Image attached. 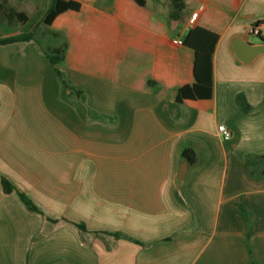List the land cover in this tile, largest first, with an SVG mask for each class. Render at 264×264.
I'll use <instances>...</instances> for the list:
<instances>
[{"label":"crops","instance_id":"0c3cea01","mask_svg":"<svg viewBox=\"0 0 264 264\" xmlns=\"http://www.w3.org/2000/svg\"><path fill=\"white\" fill-rule=\"evenodd\" d=\"M73 1L61 76L35 35L0 44V264H264V0ZM199 6L213 93L178 103Z\"/></svg>","mask_w":264,"mask_h":264},{"label":"trees","instance_id":"16d2710c","mask_svg":"<svg viewBox=\"0 0 264 264\" xmlns=\"http://www.w3.org/2000/svg\"><path fill=\"white\" fill-rule=\"evenodd\" d=\"M141 5H144L145 2L142 0H136ZM80 3L73 0H53L51 6L45 13L44 24L51 25L52 22L58 17L61 13L67 10H79ZM15 15L20 20H24V14L15 12ZM32 39L31 35H14L5 39H0V44H8L16 42L19 40H30ZM219 39V34L209 30L202 26H194L190 28L183 37V44L194 51V83L185 84L175 89V100L178 103H182L186 99L196 100V99H209L212 97L213 93V55L215 51L216 43ZM65 47H54L51 52H46L48 59L54 65L56 72L61 76V71L58 65L64 60ZM238 101L244 108L248 111L249 106L246 103V100L242 95L238 96ZM182 157L186 161L193 165L195 163L196 154L190 149L186 148L182 152ZM250 174L255 176V172L250 169ZM264 175V169L262 171ZM2 186L6 193H9L14 190L13 184L6 178L2 177ZM22 200L30 210L38 211V208L32 202V200L23 192H19ZM242 213H244L243 208H241ZM81 228H84L83 225H79Z\"/></svg>","mask_w":264,"mask_h":264},{"label":"rangeland","instance_id":"374dc122","mask_svg":"<svg viewBox=\"0 0 264 264\" xmlns=\"http://www.w3.org/2000/svg\"><path fill=\"white\" fill-rule=\"evenodd\" d=\"M49 0H42L38 6L31 7L25 0H0V39L14 35H35V44L45 52H51L54 47L64 46L67 49L66 34L57 35L56 28L44 24L43 15L47 11ZM43 4V6L40 5ZM197 5V4H196ZM46 7V8H45ZM15 12H24L30 20H20ZM47 55V54H46Z\"/></svg>","mask_w":264,"mask_h":264},{"label":"built area","instance_id":"2783aa9c","mask_svg":"<svg viewBox=\"0 0 264 264\" xmlns=\"http://www.w3.org/2000/svg\"><path fill=\"white\" fill-rule=\"evenodd\" d=\"M203 9V6H199L197 8L196 11H194L189 20H188V23H187V26L188 28H192L196 25V19L200 13V11ZM250 32L256 36H261L262 33L264 32V21H261V22H258L256 24H253L251 29H250ZM173 42L175 44H180L182 45L183 44V37H178V38H175L173 39ZM218 131L219 133L221 134V136L224 138V139H228L231 137L232 135V132L231 130L224 124H219L218 125Z\"/></svg>","mask_w":264,"mask_h":264},{"label":"water","instance_id":"95a60500","mask_svg":"<svg viewBox=\"0 0 264 264\" xmlns=\"http://www.w3.org/2000/svg\"><path fill=\"white\" fill-rule=\"evenodd\" d=\"M187 168H188V161H184L182 165L180 166V170H179L180 178H182L185 175Z\"/></svg>","mask_w":264,"mask_h":264}]
</instances>
